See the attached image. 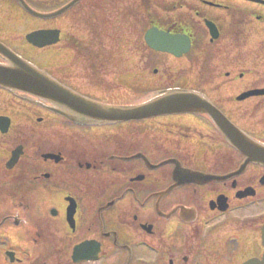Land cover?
<instances>
[{
  "label": "flooded vegetation",
  "instance_id": "flooded-vegetation-1",
  "mask_svg": "<svg viewBox=\"0 0 264 264\" xmlns=\"http://www.w3.org/2000/svg\"><path fill=\"white\" fill-rule=\"evenodd\" d=\"M185 1L177 2L170 30L188 35L192 48L181 58L145 49L152 93L203 92L245 135L249 152L235 150L204 113L82 127L0 89V102L22 109L24 121L36 125L19 129L14 114L0 109L12 121L6 134L0 131V264L22 263L18 254L27 246L58 245L65 264H73L74 249L84 243L96 248V262L81 264H264V47L255 48L252 67L241 55L245 40L263 38L264 45L263 31L244 29L248 21L264 24V5ZM19 9L18 22L30 23ZM207 22L216 25V40ZM201 39L208 47H195ZM174 61L196 73L205 67L209 78L176 86L185 74L172 78ZM59 67L48 64L47 71L82 94ZM20 147L22 158L10 169Z\"/></svg>",
  "mask_w": 264,
  "mask_h": 264
},
{
  "label": "rangeland",
  "instance_id": "rangeland-1",
  "mask_svg": "<svg viewBox=\"0 0 264 264\" xmlns=\"http://www.w3.org/2000/svg\"><path fill=\"white\" fill-rule=\"evenodd\" d=\"M49 1V2H48ZM52 1V2H50ZM71 0H26L28 5L34 9L37 12L40 13H51L53 11H56L66 4H68ZM177 0H153V2L156 5L162 4L168 8H171L172 5ZM48 2V3H47ZM164 4H163V3ZM181 0H179V3ZM139 0H108L106 4L104 2H101L102 9L104 10V6L108 11L106 23L108 24V36H110V39L106 41V47H104V50L106 53H109L110 51H118V61L119 65L121 66L120 72L116 73L115 75H112L109 77V79L113 84H115V91H111L110 93L102 92L98 89L93 90L92 88H89V82L84 78L83 71L81 69H73L71 67L74 55L73 52L68 48H62V46H65V43L61 46H58L57 49H51V50H37V49H31L26 48V43L23 40H18L17 42H13L10 38L11 34L13 35H19V33L24 34L25 31H27L28 26L32 27L33 29H36L43 25V27L48 26H55L57 28L62 29L64 37L66 36H74L76 38H79L81 40L83 39H89L91 37L90 32L88 30V26L85 24L79 22L78 19H74L75 16L73 12L69 13L64 17L65 19L58 23H46L43 20L35 19L33 17L32 21H28L26 24L23 20L18 22V16H20V9L17 0H0V39L5 41V45L10 47L11 49L17 51V54L23 57L25 60L31 62L35 66L39 67L41 70L46 69L48 67L47 62H52L57 64L60 68L64 66L65 68V74L69 78L70 85L83 92L86 95H89L91 98L96 99L98 101L101 100V102H107L112 101L113 103H120V104H131L136 102H141L143 99H147L151 96L153 85L155 82L152 80V78L149 77V75L144 72L143 70V64L145 59V44L137 38L136 35H134L133 30V23L134 20H137L138 18H135L132 21V11L135 10L138 6ZM182 3V2H181ZM246 6H249L246 4ZM83 7V6H82ZM250 7V6H249ZM87 6L84 4V10H86ZM126 10L127 15L129 17L127 18L124 14V11ZM87 11V10H86ZM85 11V12H86ZM171 16H167L166 13H163L162 17H169V19H173L176 17V14H170ZM157 16L154 17V21L157 20ZM131 20V21H129ZM46 23V25H45ZM249 25L245 27V31L248 33H253L257 31H263L264 32V24H259L256 21H248ZM251 23V24H250ZM132 26V27H131ZM22 35H19V37ZM24 36V35H23ZM18 37V36H16ZM263 40V38H256L253 40H245L244 43H246V47L241 52V55L245 58L250 59L247 63L249 67H252L255 64L256 58L253 53L255 48L257 47H264V45H259V41ZM25 48V50H24ZM113 62V63H115ZM109 65V63H107ZM181 64L179 61L171 62V65L173 67L172 70H170L174 74L172 75V78H175V75H178L181 73V71H187L186 68L181 69ZM225 73V71H220L219 74ZM234 74H238L239 71H233ZM195 73L186 75L181 82H178L176 86L182 85H190L195 80ZM168 76H170L168 71ZM0 109L3 111H10L15 116V121L17 128L21 129L22 126L26 125L28 127L36 126L32 123V121H24L22 118V109L15 108L13 106H10L7 102H5V99H3L0 102ZM22 125V126H21ZM40 131L45 130V125H39L38 126ZM3 156V148L0 145V158ZM0 210H2L0 208ZM51 247V246H50ZM48 247L46 249V246H41L38 248L31 249L30 246H27L26 249H22V251L18 254V258L22 261L20 264H31L32 261H34L36 256H41L44 254L51 257H53L54 262H59L57 259H62L63 263L65 264L66 259H68L67 256H65V253L61 255L58 253V250H64L58 245L55 247V252H53V248ZM20 251V250H19ZM5 263V262H4ZM5 264H10L6 262ZM50 264H59V263H50Z\"/></svg>",
  "mask_w": 264,
  "mask_h": 264
},
{
  "label": "water",
  "instance_id": "water-1",
  "mask_svg": "<svg viewBox=\"0 0 264 264\" xmlns=\"http://www.w3.org/2000/svg\"><path fill=\"white\" fill-rule=\"evenodd\" d=\"M21 6L34 16L43 19H54L66 13L77 5L81 0H74L63 9L49 14L42 15L32 11L24 0H18ZM216 31V30H215ZM29 43L39 48H47L59 42V31L57 32H36L30 34L27 39ZM146 41L150 48L162 53L174 54L181 57L190 51V39L187 36H175L170 32L166 33L157 28L151 29L146 35ZM0 54L9 61L8 65H0V88L10 92H21L38 98L41 102L51 105L50 110L67 118L68 120L88 126H101L126 122L130 120H141L160 115L183 114V113H209L218 127L225 133L235 148L242 150L245 154L249 152L246 142L239 134H232L231 128L226 122L219 118L212 104L201 94L189 91L174 90L163 96L152 99L146 103L136 106H111L92 101L71 89L62 86L59 82L49 76L46 72L38 70L32 64L26 62L7 47L0 43ZM8 120L0 118V130L7 132L10 124ZM239 141V142H238ZM13 158L9 165L12 168L21 157L22 148L13 152ZM253 153V152H252ZM94 251L87 244L75 249L74 261L76 263L94 260Z\"/></svg>",
  "mask_w": 264,
  "mask_h": 264
},
{
  "label": "trees",
  "instance_id": "trees-1",
  "mask_svg": "<svg viewBox=\"0 0 264 264\" xmlns=\"http://www.w3.org/2000/svg\"><path fill=\"white\" fill-rule=\"evenodd\" d=\"M101 2L102 0H94L93 4L88 5L89 12L87 14L80 13L77 15L79 18L83 17L91 32V39L88 43H79V41L74 39H70L68 42V48L73 49L76 54V64L83 66L81 68H83L86 77H88L97 88H104V86H106L103 82L99 83V76L102 75L103 65L105 63H111L109 56L112 57L113 55L110 54L108 58L104 60V47H106V41L110 36H108V24L101 18L102 16H100L103 11ZM149 2V0H145L147 5L142 4V6L135 9L137 14L141 15L133 24L135 33L140 39H142L146 31L154 25L152 22V15L150 14L152 12V6H150Z\"/></svg>",
  "mask_w": 264,
  "mask_h": 264
}]
</instances>
